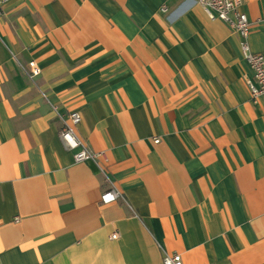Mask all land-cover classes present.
Instances as JSON below:
<instances>
[{"label": "crops", "instance_id": "obj_1", "mask_svg": "<svg viewBox=\"0 0 264 264\" xmlns=\"http://www.w3.org/2000/svg\"><path fill=\"white\" fill-rule=\"evenodd\" d=\"M242 1L250 47L264 54V1ZM18 59H36L41 74ZM253 74L239 34L197 0L6 3L0 264H162L173 253L264 264V96L252 100ZM74 110L125 199L103 203L111 184L62 142L58 113Z\"/></svg>", "mask_w": 264, "mask_h": 264}, {"label": "built area", "instance_id": "obj_2", "mask_svg": "<svg viewBox=\"0 0 264 264\" xmlns=\"http://www.w3.org/2000/svg\"><path fill=\"white\" fill-rule=\"evenodd\" d=\"M10 0H0V9ZM264 1V0H263ZM208 16L212 19H219L226 22L240 36V46L242 52L253 70V78L248 79V86L252 100L257 102L260 97L264 96V54L255 52L249 44V35L251 29V21L247 12L243 9L242 0H197ZM164 12L169 11L166 6ZM20 67L26 72L30 78L39 76L42 68L36 59H31L24 63L18 59ZM56 111L57 107L54 106ZM62 121V129L60 137L62 142L68 149L75 151L74 157L76 162H92L102 173L107 182L111 186L107 187L101 194L103 203H112L120 199H125L123 192L114 185L106 170L103 161L107 159L104 150H93L86 141H84L76 132L75 127L78 126L82 119L79 111H70L66 116L58 113ZM155 142H159L160 138L156 137ZM118 232L112 233V238H116ZM162 264H184L180 253L165 254L162 257Z\"/></svg>", "mask_w": 264, "mask_h": 264}]
</instances>
